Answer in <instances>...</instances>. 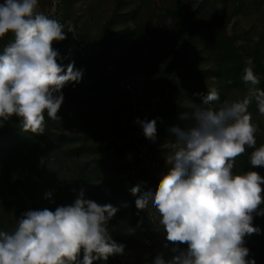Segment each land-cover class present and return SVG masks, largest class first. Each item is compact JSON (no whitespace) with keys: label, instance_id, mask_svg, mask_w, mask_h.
<instances>
[{"label":"trees","instance_id":"trees-1","mask_svg":"<svg viewBox=\"0 0 264 264\" xmlns=\"http://www.w3.org/2000/svg\"><path fill=\"white\" fill-rule=\"evenodd\" d=\"M48 4L49 12H54L50 18L64 25L67 37L54 42L53 47L61 57H67L62 61L65 69L74 61L83 75L79 83L63 87L62 94L68 99L64 98L59 110L60 120L53 121L45 113L43 135L23 131L15 116L0 127V231L11 232L27 211H55L74 203L83 189L84 199L118 209L108 227L112 239L125 246L124 251L136 244L133 237H125V230L134 226L154 253L151 236L156 228L167 233L151 204L144 211L136 208V197L127 193L120 166L109 158V151L123 159L130 150L136 151L138 143L145 145L152 163L140 158L137 148L123 168L134 173L133 184L154 193L170 166L165 164L171 151L165 147L166 138L175 139L170 129L191 124L179 119L182 112L202 106V95L212 87L220 96L214 107L242 98L250 87L242 79L246 58L253 59L254 74L260 80L255 87L264 90V0H56ZM80 7L84 13L77 12ZM73 8L74 12L70 11ZM69 26L78 42L68 32ZM94 27H100L103 43L115 47L124 43L132 55L127 65L116 64L112 72L100 65L104 50L97 48L91 35ZM12 38L11 34L0 38V54ZM72 44L83 45V53L71 56L68 47ZM118 71L128 72L131 80H135L136 71L146 74L150 86L159 89L154 96L145 92L143 85L136 95V105H146L147 112L133 107L125 87L129 81L118 85L112 75ZM113 88H118L121 103L110 97ZM248 111L258 127L255 139L259 147L264 144V116L255 103ZM136 117L140 118L137 121L155 119L156 137L164 144L154 147L139 123L131 126ZM135 132L141 135L138 140L131 136ZM253 150L246 148L236 159L234 174L255 171L264 177V167L249 164ZM48 193L51 198H46ZM260 207L264 209V204ZM253 227L260 232L245 237L246 259L264 264V216H254ZM167 243L162 253L166 262L176 246ZM179 247L186 249L187 245Z\"/></svg>","mask_w":264,"mask_h":264},{"label":"clouds","instance_id":"clouds-1","mask_svg":"<svg viewBox=\"0 0 264 264\" xmlns=\"http://www.w3.org/2000/svg\"><path fill=\"white\" fill-rule=\"evenodd\" d=\"M38 8L39 0L0 2V38L13 37L0 54V127L15 116L23 131L43 135L45 113L60 120L62 89L79 83L83 73L74 61L65 69L67 57L53 47L67 38L64 25ZM245 64L246 94L217 108L219 92L208 89L202 106L179 117L190 126L170 129L175 137L165 146L171 149L170 166L155 192L142 191L139 183L130 189L136 208L144 211L151 204L167 241L176 245L170 260L158 254L153 264H255L246 259L244 245L246 236L260 232L253 221L264 216V177L255 171L234 174L233 168L246 148L254 149L251 167H264V144L256 147L258 127L248 111L255 103L264 116V90L255 87L260 80L253 59L246 58ZM137 123L155 142L156 120ZM117 211L112 204L84 199L83 189L74 203L55 211H27L11 232L0 231V264H95L123 255L125 246L112 239L108 227Z\"/></svg>","mask_w":264,"mask_h":264},{"label":"rangeland","instance_id":"rangeland-1","mask_svg":"<svg viewBox=\"0 0 264 264\" xmlns=\"http://www.w3.org/2000/svg\"><path fill=\"white\" fill-rule=\"evenodd\" d=\"M50 1H56V0H39V8H38V11L43 12L44 14L48 15L49 17L53 16V13H54L52 10H51V13L49 12L50 5L48 4V2H50ZM52 4L54 5V2H52ZM81 9H82L81 7L77 8V12L78 13H84L85 9H82V10ZM72 10L74 12V8L71 9L70 11H72ZM66 20H67L66 22L69 21L68 19H66ZM99 29H100V27L99 28L94 27L91 35L96 40L97 48L98 47L101 48V46H102V50H104V57L99 58L100 65H103L104 67H106L108 72H112V70L115 68L116 64L120 65L121 67L123 65H127V62L129 61V56H132L129 49L127 50V47L124 45V43H122L121 45L116 46V47L113 45V43H107V42L103 43L102 42L103 36H101L99 34V31H100ZM70 33H71V37H75V42H78L76 40V36H75L74 32L72 31V29H71ZM97 35L99 37L98 40L96 39ZM82 46L83 45H79V44L71 45L70 47H68L69 54L71 56H74V55L79 54V52L83 53ZM97 48H96V50H97ZM89 51H90V53L94 52V50H89ZM161 66L163 67V69L165 68L164 64H161ZM135 73H136L135 80H131L129 73L126 71H123V72L118 71L116 74L112 73L113 77L117 80L118 85H121L122 82H125L126 80L129 81L128 83L130 85V88L127 90L130 91L131 98L133 101V107L136 103V100H135L136 95L139 92L143 91V89H144L143 85L146 86L144 91L148 92L151 95L157 94L156 92L159 90V89H156V88H153L150 86L148 75H146V74L141 75L139 73V71H136ZM109 93H110V97H112V100H114V101L117 100L121 103L118 88H115V89L113 88V90ZM63 96L65 99H68L66 95H63ZM137 120H140V118L138 119V117H136L135 120L134 119L131 120V126L136 125ZM166 139L168 141L167 143H165L166 145L170 142H174V140H175V139H169V138H166ZM150 142L156 148H158V146L161 145L162 143L164 144V142L160 140V137H156L155 142H152V141H150ZM142 146L143 145H141L139 143L137 144V148L139 149L138 150L139 153H141ZM137 148H136V151H137ZM134 150L135 149L130 150L128 153H126L124 155L123 159H119L118 155L113 153L112 150L109 151V158L112 160L114 159L115 164H118L120 166L119 167L121 169V173H120L121 175L120 176L124 180V187L127 190L128 194H130V189L132 187L136 186L138 183L133 184L134 180H136L134 173L132 171H129L127 168H123V167L125 166V164L128 161L132 160V156L135 154L134 152H136ZM170 152L168 153L169 156L171 155ZM103 154L105 155V153H103ZM169 156H168L165 164L168 163ZM151 163H152V161H151ZM165 164H164V166H165ZM64 165L66 167H69L68 166L69 163H64ZM107 196H108V194H107ZM151 208H152V206H151ZM152 217H154V216H152ZM152 219L154 220V218H152ZM125 237H133L135 239L136 244L134 245V248H132L131 250L124 251L123 255L109 257L108 264H153L154 258L158 254H162L164 251V248L166 246H168V243L165 239L166 234L165 235L162 234L160 228H156V234L154 236H151L152 242L155 245L154 246L155 247L154 253L151 252V250H150L151 248L146 243V240H144V239L142 240L138 236V228L137 227L133 226L129 229H126L125 230Z\"/></svg>","mask_w":264,"mask_h":264},{"label":"built area","instance_id":"built-area-1","mask_svg":"<svg viewBox=\"0 0 264 264\" xmlns=\"http://www.w3.org/2000/svg\"><path fill=\"white\" fill-rule=\"evenodd\" d=\"M70 29H72V28L69 26V29L68 30H70ZM72 45H76V44H72ZM122 84H123V82H122ZM125 87L127 89H129L130 88V85L129 84H126ZM134 107H137L138 110L139 111H142V112H147L149 110V107H147L146 105L138 106L135 103ZM131 136H132L133 139L138 140L141 135H140L139 132H135ZM138 155H139L140 158H145L148 163L151 161L152 155L150 154V152L148 151V149L146 148L145 145L142 146L141 153L138 152Z\"/></svg>","mask_w":264,"mask_h":264}]
</instances>
